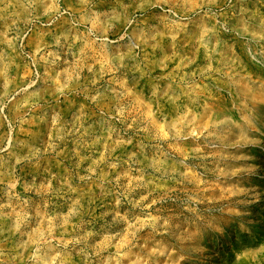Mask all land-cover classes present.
Listing matches in <instances>:
<instances>
[{
  "label": "clouds",
  "instance_id": "1",
  "mask_svg": "<svg viewBox=\"0 0 264 264\" xmlns=\"http://www.w3.org/2000/svg\"><path fill=\"white\" fill-rule=\"evenodd\" d=\"M260 105L264 0H0V264L206 252L227 225L189 161L223 123L252 143ZM162 179L182 193L179 223L142 191ZM146 228L179 229V244L131 260ZM237 228L254 237V223ZM237 259L264 264V243Z\"/></svg>",
  "mask_w": 264,
  "mask_h": 264
},
{
  "label": "rangeland",
  "instance_id": "2",
  "mask_svg": "<svg viewBox=\"0 0 264 264\" xmlns=\"http://www.w3.org/2000/svg\"><path fill=\"white\" fill-rule=\"evenodd\" d=\"M255 120L256 128L249 131L252 143H237L240 129L223 123L209 128L201 140L202 150L189 161L207 182L205 195L214 201L207 207L214 221L227 227L224 235L212 233L204 239L206 252L188 248L189 258L182 264H244L237 259L238 254L249 244L257 246L264 243V105L257 108ZM142 191H150L152 197L159 198L155 208L159 209L162 217L175 214L174 223L182 220L179 215L182 193L173 186L172 181L162 179L158 185ZM229 192L241 194L229 199L226 198ZM257 199L259 203L254 202ZM245 222L254 223L256 231L252 239L239 240L237 225ZM179 231L175 229L157 235L149 228L144 229L137 246L131 250L130 259L137 260L140 256H146L155 240H163L170 248L178 245L176 236ZM146 241L147 245L143 246ZM167 258V254L159 256L157 264H164Z\"/></svg>",
  "mask_w": 264,
  "mask_h": 264
}]
</instances>
